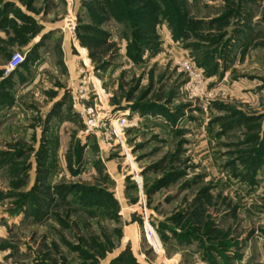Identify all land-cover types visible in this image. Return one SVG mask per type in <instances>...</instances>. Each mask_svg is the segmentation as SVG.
Wrapping results in <instances>:
<instances>
[{"label":"rangeland","instance_id":"374dc122","mask_svg":"<svg viewBox=\"0 0 264 264\" xmlns=\"http://www.w3.org/2000/svg\"><path fill=\"white\" fill-rule=\"evenodd\" d=\"M0 264H264V0H0Z\"/></svg>","mask_w":264,"mask_h":264},{"label":"built area","instance_id":"2783aa9c","mask_svg":"<svg viewBox=\"0 0 264 264\" xmlns=\"http://www.w3.org/2000/svg\"><path fill=\"white\" fill-rule=\"evenodd\" d=\"M19 58H20V57H19ZM19 58H17L16 61H17ZM117 119H118V126L120 125V122H121V123H124V122H125L124 118H122V119L117 118ZM113 128H114V127H113ZM115 129H116V128H115Z\"/></svg>","mask_w":264,"mask_h":264},{"label":"crops","instance_id":"0c3cea01","mask_svg":"<svg viewBox=\"0 0 264 264\" xmlns=\"http://www.w3.org/2000/svg\"><path fill=\"white\" fill-rule=\"evenodd\" d=\"M33 43H34V41H33Z\"/></svg>","mask_w":264,"mask_h":264}]
</instances>
